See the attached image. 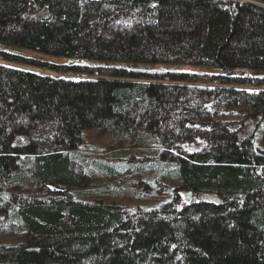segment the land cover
Here are the masks:
<instances>
[{"label": "trees", "instance_id": "1", "mask_svg": "<svg viewBox=\"0 0 264 264\" xmlns=\"http://www.w3.org/2000/svg\"><path fill=\"white\" fill-rule=\"evenodd\" d=\"M0 59L86 75L0 62V264H264V0H0ZM89 129L153 146L133 166H170L172 198H85L90 163L120 173L78 158Z\"/></svg>", "mask_w": 264, "mask_h": 264}, {"label": "rangeland", "instance_id": "2", "mask_svg": "<svg viewBox=\"0 0 264 264\" xmlns=\"http://www.w3.org/2000/svg\"><path fill=\"white\" fill-rule=\"evenodd\" d=\"M1 63L8 65H19L15 63H10L0 59ZM130 66L143 67L149 69H177L185 71H196L210 69L206 68V65H195L186 63H137V62H123ZM42 73H49L53 75H66L72 77H83L86 75L76 74V73H66L61 74L49 69L43 68H33ZM213 70V69H211ZM253 74H263L261 71H254ZM96 76V75H94ZM201 85H219L217 81L214 82H198ZM237 87L251 89L252 91H257L259 88L250 83L237 84ZM264 89V84L261 85ZM238 109V108H237ZM236 112V109H234ZM230 117L241 118L240 114H232ZM264 127V120L258 126L255 136V142L261 144L259 134L262 132ZM87 132V144L80 151H76L78 158L84 157L90 162L96 160L103 163L112 164L115 168L120 170V173L116 174L114 179H109L101 170L90 163V166L96 171L97 176L94 181H91V185L85 187L82 190L87 191L85 198L96 200L100 199L107 203L116 204H132L139 205L142 207H152L157 206L167 200L172 198L173 191L171 188L177 185V180H171L172 175L167 168L170 166L165 165L159 159H155L154 162L150 161L144 164V168L141 171H137L136 167L133 166L137 163L136 157L141 156L140 150L142 148H150L153 146L147 145H135L132 142L137 141V137L133 138L132 134L129 132H103L100 130L89 129ZM138 142V141H137ZM83 154V155H82ZM158 157V155H156ZM143 161H141V164ZM143 165V164H142ZM167 184V185H165ZM170 188H169V186ZM26 188L29 190L33 189L30 183H25ZM190 194V196H188ZM183 195H187L188 199H191L192 193L183 192ZM17 231L11 224L2 225L0 221V240L10 241L18 237Z\"/></svg>", "mask_w": 264, "mask_h": 264}, {"label": "water", "instance_id": "3", "mask_svg": "<svg viewBox=\"0 0 264 264\" xmlns=\"http://www.w3.org/2000/svg\"><path fill=\"white\" fill-rule=\"evenodd\" d=\"M15 66H17V65H15ZM17 67H23V68H26V69H29V70H35V69H31V68H28V67L22 66V65H18ZM35 71H37V70H35ZM188 196H190V194ZM211 200H214L216 202H221V200L219 198H217V197H212Z\"/></svg>", "mask_w": 264, "mask_h": 264}]
</instances>
